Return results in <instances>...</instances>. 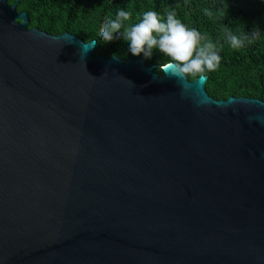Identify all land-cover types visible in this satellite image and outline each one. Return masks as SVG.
Masks as SVG:
<instances>
[{
  "label": "water",
  "instance_id": "obj_1",
  "mask_svg": "<svg viewBox=\"0 0 264 264\" xmlns=\"http://www.w3.org/2000/svg\"><path fill=\"white\" fill-rule=\"evenodd\" d=\"M29 24L0 0V264H264V101Z\"/></svg>",
  "mask_w": 264,
  "mask_h": 264
},
{
  "label": "trees",
  "instance_id": "obj_2",
  "mask_svg": "<svg viewBox=\"0 0 264 264\" xmlns=\"http://www.w3.org/2000/svg\"><path fill=\"white\" fill-rule=\"evenodd\" d=\"M17 3L19 12H27L29 28H39L53 36L76 35L85 42L97 41L94 56L143 59L163 76L168 58L159 52L151 58L134 57L122 35L108 43L101 39L105 21L114 18L118 9L131 13L127 23H136L142 14L155 10L166 16L174 12L188 28L201 33L215 44L221 56L220 66L207 73L208 94L216 100L231 97L264 101V0H8ZM258 25L260 36L240 49L230 47L227 32L249 34ZM190 81H193L189 78Z\"/></svg>",
  "mask_w": 264,
  "mask_h": 264
},
{
  "label": "clouds",
  "instance_id": "obj_3",
  "mask_svg": "<svg viewBox=\"0 0 264 264\" xmlns=\"http://www.w3.org/2000/svg\"><path fill=\"white\" fill-rule=\"evenodd\" d=\"M130 19L129 11L118 9L114 18L105 21L101 39L111 43L117 35H122L128 43L129 53L134 57L143 55L148 59L154 51L163 54L168 58L163 66L165 76L179 79L187 85L189 78L205 81L207 73L214 72L220 66L221 56L215 44L205 41L196 29L188 28L174 12H168L164 16L155 10H148L138 22L127 23ZM260 34L259 26L255 25L249 34L227 32L226 39L231 48L240 49L246 42L251 43L257 39Z\"/></svg>",
  "mask_w": 264,
  "mask_h": 264
}]
</instances>
